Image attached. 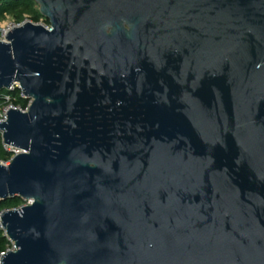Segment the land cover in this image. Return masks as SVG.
Masks as SVG:
<instances>
[{"label": "water", "instance_id": "1", "mask_svg": "<svg viewBox=\"0 0 264 264\" xmlns=\"http://www.w3.org/2000/svg\"><path fill=\"white\" fill-rule=\"evenodd\" d=\"M1 264H264V0H31Z\"/></svg>", "mask_w": 264, "mask_h": 264}, {"label": "trees", "instance_id": "2", "mask_svg": "<svg viewBox=\"0 0 264 264\" xmlns=\"http://www.w3.org/2000/svg\"><path fill=\"white\" fill-rule=\"evenodd\" d=\"M28 19L33 24L48 25V21L45 20L38 11V8L33 4L31 0H0V24L6 20H10L15 24H21ZM19 89L13 91L4 90L0 93V109H3L9 105L25 110L29 103V100L23 99ZM12 153L7 151L3 147L1 133H0V162H7ZM25 204L19 197H13L0 201V213L6 210L17 209ZM9 242L4 236V231L0 229V254L5 252L9 247Z\"/></svg>", "mask_w": 264, "mask_h": 264}, {"label": "built area", "instance_id": "3", "mask_svg": "<svg viewBox=\"0 0 264 264\" xmlns=\"http://www.w3.org/2000/svg\"><path fill=\"white\" fill-rule=\"evenodd\" d=\"M26 22H30V21H28L27 19H25V21L22 22L21 24H15V23L12 22L10 27H8L7 29H2V30L0 31V34H1V38H2V39H0V41H4V40H5V35H6L7 32L11 31L13 28H16V27H19V26L23 25V24L26 23ZM39 24H40V23H39ZM41 25H42V24H41ZM44 26H45L47 29H49V25H47V26L44 25ZM18 87H19L18 84H14V85H12L7 91H13L15 88H16V89H19ZM19 90H20V89H19ZM20 92H21V91H20ZM20 96H21L23 99H25L22 93H21ZM27 100H28V99H27ZM29 104H30V100H29V103H28V105H27V108H28ZM27 108H26L25 110H21V109H19V108H16V107H13V106L9 105V106H7V107H5V108H3V109H0V122H5V121H6V113H7V111H8L9 109H18V110H20V111H26ZM3 147H4L7 151L11 152V153H12V156L10 157V159H9L7 162H0V164H2V165H4V166H8L9 163L11 162V159L13 158V156L19 153V150L15 149V148H10V147H8V146H6V145H4V144H3ZM27 203H30V202H25V204H27ZM25 204H24V205H25ZM0 216H1V213H0ZM4 236H5V238L8 240V242H9L10 245H9V247L6 249L5 252H3V253L0 254V264H1V259H2V257H3L6 253H8V252H13V251L16 250L14 243L11 242V241L6 237L5 233H4Z\"/></svg>", "mask_w": 264, "mask_h": 264}, {"label": "rangeland", "instance_id": "4", "mask_svg": "<svg viewBox=\"0 0 264 264\" xmlns=\"http://www.w3.org/2000/svg\"><path fill=\"white\" fill-rule=\"evenodd\" d=\"M37 8H38V6L35 4V3H33ZM28 20V19H27ZM29 21V20H28ZM11 21L10 20H6L5 22H3V23H1L0 24V31L2 30V29H7L8 27H10L11 26ZM40 24H42L43 25V23L42 22H40ZM0 39H2L1 38V34H0Z\"/></svg>", "mask_w": 264, "mask_h": 264}]
</instances>
